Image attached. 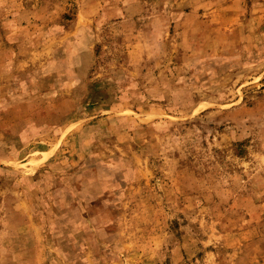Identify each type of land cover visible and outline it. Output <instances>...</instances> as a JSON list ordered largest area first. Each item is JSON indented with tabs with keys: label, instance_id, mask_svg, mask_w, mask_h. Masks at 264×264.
Listing matches in <instances>:
<instances>
[{
	"label": "rangeland",
	"instance_id": "rangeland-1",
	"mask_svg": "<svg viewBox=\"0 0 264 264\" xmlns=\"http://www.w3.org/2000/svg\"><path fill=\"white\" fill-rule=\"evenodd\" d=\"M0 264H264V0H0Z\"/></svg>",
	"mask_w": 264,
	"mask_h": 264
}]
</instances>
